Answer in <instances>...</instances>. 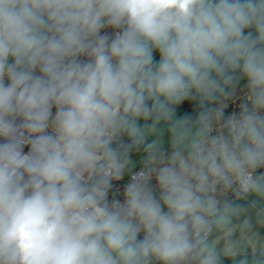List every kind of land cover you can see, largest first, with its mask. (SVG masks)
<instances>
[{"label":"clouds","instance_id":"obj_1","mask_svg":"<svg viewBox=\"0 0 264 264\" xmlns=\"http://www.w3.org/2000/svg\"><path fill=\"white\" fill-rule=\"evenodd\" d=\"M0 264H264V0H0Z\"/></svg>","mask_w":264,"mask_h":264},{"label":"rangeland","instance_id":"obj_2","mask_svg":"<svg viewBox=\"0 0 264 264\" xmlns=\"http://www.w3.org/2000/svg\"><path fill=\"white\" fill-rule=\"evenodd\" d=\"M158 59V56L156 57ZM196 104L195 102L192 103V105L185 104L181 108H178V115H191L193 118L198 114V111H194Z\"/></svg>","mask_w":264,"mask_h":264},{"label":"built area","instance_id":"obj_3","mask_svg":"<svg viewBox=\"0 0 264 264\" xmlns=\"http://www.w3.org/2000/svg\"><path fill=\"white\" fill-rule=\"evenodd\" d=\"M232 110L233 109L231 106L228 109H226V115L230 114ZM53 111H55V110H53ZM136 170H139V169H136ZM126 182H127V178L125 179L124 183H126ZM121 187H122V184H121Z\"/></svg>","mask_w":264,"mask_h":264}]
</instances>
